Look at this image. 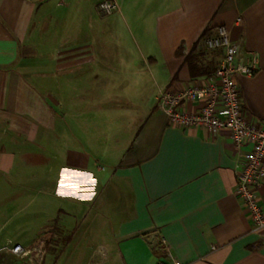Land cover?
Returning <instances> with one entry per match:
<instances>
[{"label": "crops", "instance_id": "obj_1", "mask_svg": "<svg viewBox=\"0 0 264 264\" xmlns=\"http://www.w3.org/2000/svg\"><path fill=\"white\" fill-rule=\"evenodd\" d=\"M101 1L0 0V254L78 222L105 263L264 264L229 133L170 126L156 100L209 80L223 54L201 38L225 26L237 59L258 56L237 82L264 129V0H114L110 16ZM63 168L92 173L95 195H58ZM256 197L264 213V184Z\"/></svg>", "mask_w": 264, "mask_h": 264}, {"label": "built area", "instance_id": "obj_2", "mask_svg": "<svg viewBox=\"0 0 264 264\" xmlns=\"http://www.w3.org/2000/svg\"><path fill=\"white\" fill-rule=\"evenodd\" d=\"M97 10L101 16H110L117 10V4L114 0H104L98 3ZM202 42L207 50H221L223 54L212 76L205 84L194 83L182 92L158 91L157 107L166 114L170 126L203 129L211 134L222 130L229 133L238 155L235 193L248 214L252 231L261 232L264 230V213L258 204L256 191L264 184V129L244 115L237 82L238 77L256 75L259 70L258 56L249 52L246 58L237 59L239 48L231 41L225 26H219ZM192 102L198 104L196 112L182 109ZM3 251L20 259H35L37 264H42L46 255L44 246L25 249L20 245H10Z\"/></svg>", "mask_w": 264, "mask_h": 264}, {"label": "rangeland", "instance_id": "obj_3", "mask_svg": "<svg viewBox=\"0 0 264 264\" xmlns=\"http://www.w3.org/2000/svg\"><path fill=\"white\" fill-rule=\"evenodd\" d=\"M85 223H87V221ZM78 224V222L77 224L70 222L71 228L69 231H62L60 234H57L63 237L55 239L51 243V247L48 249L49 251L46 248L47 255H45L42 264H87L91 261L94 264H115L111 260L105 263L101 256L95 255L97 248L92 246V244L95 243L94 240L92 241L89 238H79V235L85 233V227L87 228V226L82 223L81 227L83 226L84 228L82 227L81 231H78L77 229L74 230V227H79ZM67 236H70L69 240L65 239ZM107 258L110 259V257ZM0 264H37V262L32 258L24 260L19 259V257H7L4 253H1Z\"/></svg>", "mask_w": 264, "mask_h": 264}, {"label": "clouds", "instance_id": "obj_4", "mask_svg": "<svg viewBox=\"0 0 264 264\" xmlns=\"http://www.w3.org/2000/svg\"><path fill=\"white\" fill-rule=\"evenodd\" d=\"M83 177V179L77 180V178ZM95 177L92 173H84L80 171H70L68 168L61 169L60 179L58 181L57 193L58 195H67V196H76L77 189L80 188L81 184H88L93 187L84 189L83 191H87L89 195H80L79 199H91L94 192L95 185Z\"/></svg>", "mask_w": 264, "mask_h": 264}, {"label": "trees", "instance_id": "obj_5", "mask_svg": "<svg viewBox=\"0 0 264 264\" xmlns=\"http://www.w3.org/2000/svg\"><path fill=\"white\" fill-rule=\"evenodd\" d=\"M204 37H205V34H203L201 40H202ZM192 56H193V53L189 54V56L187 57V60L189 61L191 58H193Z\"/></svg>", "mask_w": 264, "mask_h": 264}]
</instances>
